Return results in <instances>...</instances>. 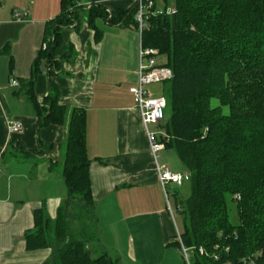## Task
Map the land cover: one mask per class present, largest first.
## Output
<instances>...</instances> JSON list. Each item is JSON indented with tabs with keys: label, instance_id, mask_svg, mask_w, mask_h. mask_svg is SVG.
I'll return each mask as SVG.
<instances>
[{
	"label": "trees",
	"instance_id": "obj_1",
	"mask_svg": "<svg viewBox=\"0 0 264 264\" xmlns=\"http://www.w3.org/2000/svg\"><path fill=\"white\" fill-rule=\"evenodd\" d=\"M160 1L161 10L159 0H153L142 33L136 4L108 10L61 0L59 15L47 24V48L33 62L27 94L41 124H68L62 168L68 197L55 222L36 210L37 229L26 235L28 249L52 248L47 264H120L107 253L93 257L85 241L70 234L74 204L82 203L91 214L94 208L86 111L60 104L52 81L47 96L38 99L34 91L42 65L49 66L50 75L55 70L61 30L77 22L83 10L97 38L102 36L94 25L97 17L135 25L142 46L158 49L167 58L161 65L173 71L164 82L168 105L157 125L158 141L174 150L191 183L187 198L175 191L185 225L181 241L176 234L173 245L181 250L183 243L190 264H264V0Z\"/></svg>",
	"mask_w": 264,
	"mask_h": 264
},
{
	"label": "crops",
	"instance_id": "obj_2",
	"mask_svg": "<svg viewBox=\"0 0 264 264\" xmlns=\"http://www.w3.org/2000/svg\"><path fill=\"white\" fill-rule=\"evenodd\" d=\"M82 3L108 10L134 5L132 0ZM26 8V19L17 18L16 13ZM60 11L61 0H0V50L11 45L9 53L0 55V264H47L52 248L30 250L26 235L37 229L36 210L42 209L44 217L55 222L68 197L62 176L68 124H41L27 94L47 24ZM87 15L83 10L77 22L61 30L58 64H52L55 70L50 75L44 63L34 83L38 99L47 96L52 81L59 87L60 104L69 111L82 108L87 114L94 208L91 214L82 203L74 204L70 234L76 237L72 220H81L87 211L95 221L97 235L87 245L93 257L94 252L109 254L123 242L133 263L164 264L168 259L167 264H177L173 258H177V249L181 250L173 245L172 214L136 97L131 93L139 77L141 33L135 25H113L97 17L94 25L102 31L97 38ZM148 93L150 97L154 94ZM10 119L23 124L20 134L10 135ZM149 128L156 131L157 125ZM159 155L160 162L174 172H187L174 150L165 148ZM184 184H172L176 188L171 190L179 191ZM173 252L176 255L172 256Z\"/></svg>",
	"mask_w": 264,
	"mask_h": 264
},
{
	"label": "built area",
	"instance_id": "obj_3",
	"mask_svg": "<svg viewBox=\"0 0 264 264\" xmlns=\"http://www.w3.org/2000/svg\"><path fill=\"white\" fill-rule=\"evenodd\" d=\"M134 4L138 7L137 20L140 23V32L142 33L144 28H147L145 22V17L147 13L152 11L154 7L153 0H132ZM173 9H169V12ZM27 13L21 14L16 13V17L19 19H26ZM47 48V41L43 43L42 49ZM159 56V50L156 48H144L141 44L140 47V66H139V77L138 82L135 86L131 88V93L136 97L137 106L139 115L142 119V122L146 128L147 135L150 141L151 151L154 156L156 171L158 173L159 181L164 189L169 211L173 215V209L169 201L170 192L168 191V185L173 184L176 186H183L186 181H189L190 174L174 172L171 167L165 163L160 162V152L165 149V144L161 141H158V136L161 134V131L150 130V125H158L163 118L165 117V111L168 105L167 99L165 96L158 98H153L149 96L147 86L154 83L167 82L172 79L173 71L170 67L161 65L157 61ZM15 85L19 83L16 80H13ZM8 129L10 135L20 134L23 130V124L18 120L10 119L8 121ZM3 150H1L0 156ZM2 169L0 168V175L2 174ZM172 194H176L175 191ZM182 209L181 207H179ZM177 236H181L179 230H177ZM202 250V249H201ZM181 252L185 255V261L187 264H190V251L183 245L181 246ZM250 264H253L251 261Z\"/></svg>",
	"mask_w": 264,
	"mask_h": 264
},
{
	"label": "rangeland",
	"instance_id": "obj_4",
	"mask_svg": "<svg viewBox=\"0 0 264 264\" xmlns=\"http://www.w3.org/2000/svg\"><path fill=\"white\" fill-rule=\"evenodd\" d=\"M161 3L162 2L159 0L157 7L160 10L162 9V6H163V4H161ZM25 11L28 12V9L26 8L25 10H20L19 12H21L23 14ZM157 61L160 64H164L167 61V58H166L165 55H159L157 57ZM162 83L163 82L152 84V85L147 87V89L150 90L151 93H154L153 96H152L153 98H158V97L164 96L163 90H161L162 87H163ZM159 93H161V94L159 95ZM213 103L214 104L215 103L219 104V101L214 99ZM151 128L154 129L155 125L152 124ZM178 158L179 157H177V160H179V162L181 164V160L178 159ZM168 188H169L168 191L171 193L170 196H169V201H170V204L172 205V208H173L172 218H173V224H174V231H175L174 237H175V235L177 234V230H179L180 232H183V230H184V225H185L184 224V216L182 215L181 211L177 210L176 203H175V199L176 198H175L174 194H172L173 190H171V189H175L176 187L173 186L172 184H169ZM178 190H179L178 191V195H179L180 199L187 198L190 195V193H191V183H190V181H186L185 184H184V187L178 188ZM233 198H234V200H237V195L236 196L234 195ZM166 201H167V199H166ZM234 217L237 218V216H234ZM82 219H83V221H81ZM81 220H79V219L72 220L73 225H74V229L77 230L75 235H76V237L83 239L85 241V243L88 245L89 241L94 240V237L97 236L96 233H95L96 230H95V226H94L95 225V221L91 217V214H89L87 211L83 212ZM93 226H94V228H93ZM84 228L87 231L86 232L84 231L85 233H83V234L80 233V231L82 229L84 230ZM115 240H117V239H115ZM94 242H97V241H94ZM116 242L118 243V241H116ZM100 249H98V250H100ZM114 249L113 250H109V254L114 259H117L120 264H139V262L133 263L132 261H130L128 259V256L126 254L127 253V244H125L123 242L118 243V244H116ZM173 249H174L173 251H176V249L174 247H173ZM174 253L175 252L172 253V256H174ZM176 253H177V258H173V259H176L177 264H186L185 263V259H186L185 255L181 251H179L178 249H177ZM176 253H175V255H176ZM93 255H94V257H98L101 254L100 253L97 254V252H94ZM167 262H168V259L164 262V264H167ZM172 262H173V260H172Z\"/></svg>",
	"mask_w": 264,
	"mask_h": 264
}]
</instances>
